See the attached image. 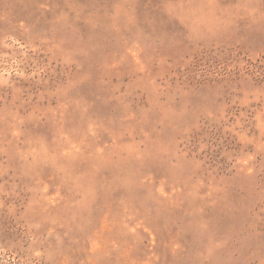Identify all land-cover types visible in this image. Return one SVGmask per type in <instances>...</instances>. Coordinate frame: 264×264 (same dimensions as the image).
<instances>
[{
    "label": "rangeland",
    "instance_id": "obj_1",
    "mask_svg": "<svg viewBox=\"0 0 264 264\" xmlns=\"http://www.w3.org/2000/svg\"><path fill=\"white\" fill-rule=\"evenodd\" d=\"M0 264H264V0H0Z\"/></svg>",
    "mask_w": 264,
    "mask_h": 264
}]
</instances>
